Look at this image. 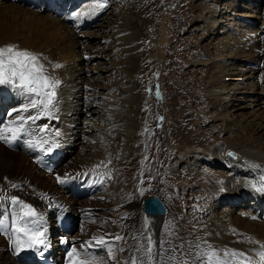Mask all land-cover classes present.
<instances>
[{
	"label": "bare ground",
	"instance_id": "6f19581e",
	"mask_svg": "<svg viewBox=\"0 0 264 264\" xmlns=\"http://www.w3.org/2000/svg\"><path fill=\"white\" fill-rule=\"evenodd\" d=\"M60 1L62 0H14L12 3L11 0H0V48L15 45L20 46L21 50L38 55L39 64L43 65V74H50L49 70L52 69V73H56L52 80L59 81L55 92L59 95L58 97L55 95L52 105L49 106L51 116L41 112V117L34 124L29 120L25 125L28 134L23 135L22 139L12 141L11 150L15 145L18 147L23 139L34 137L39 143L52 139L49 146L53 145L54 152L60 154L64 160L68 156L65 153L68 146H72L73 153L77 151L74 163L69 168L61 170L65 175H69V171H74L76 181L70 177L65 178L74 181L73 184L60 185L59 190L53 185L51 192L47 194L50 177L42 174L43 171L33 165L36 173L31 174V171L25 168V162L31 164L33 159L24 157L21 153L9 152L4 147L6 143L2 145L0 143V165L2 162L10 164V167H4L3 164L0 166V264H31L26 261V257H35L40 248H44L49 254L48 257L61 260L59 239L63 236L68 238L69 230L59 228L60 231L57 230L59 234L55 238L50 229L58 227L54 226L52 221L59 220L60 226L65 223V216H72L74 224L75 220L79 221L80 218L86 222L89 214L86 212V215L80 217L82 213L79 214V209L89 205L91 201L88 204L89 201L83 202L80 198L94 197V192L101 188L99 183L102 179L112 181L111 169L105 167L104 172L98 169L108 165L115 154L109 137L114 136L116 132L119 134L134 127L131 125L132 122L125 124L119 120L126 117L125 113L111 108L109 89L103 77L111 70L121 68L127 70L129 62H132L130 58L124 59L121 64H116L113 60L116 51L114 45H128L137 36V32L131 31L132 24L127 19V15L131 18V10L128 13L120 9L123 13L118 11L119 21L111 22L112 11H109L107 3L112 2L111 7H122L125 0H104L106 4L94 0L79 10L77 7L87 0H74L71 3L73 8L66 12L54 8ZM196 8L200 14L208 16L205 40L213 38L204 59L201 58L194 63L197 67L207 68L209 72L205 95L209 101L210 110L207 116L211 124L208 125V130L203 132L204 137L199 132L194 136H182L183 144H186L182 149L183 154L194 151L193 146H200L201 140L216 142L209 149H200L208 156L204 162L212 159L211 167L214 171L210 166L200 167V163H196L198 170L193 172L194 175L190 173L199 184L200 191L194 195L198 212L195 211L194 215L189 216L188 222L185 221L189 225H183L176 219L173 228H164L163 234L161 225L166 217L172 219L171 212L167 211L165 217L146 215L144 200L142 203L136 200V191L130 187L129 190L120 192L121 189L114 188V180L107 189V196L105 197V194L98 196L100 200L95 201V205L90 208L99 212L97 215L95 213V216L100 215V226L107 225L108 221L115 217L113 219L115 223L109 225L116 232V237H121L119 240L116 239L117 243L114 244L119 248V253L116 251L119 257L111 254V249L114 250L112 244L106 248L107 250L111 248L109 254L94 253L100 249L96 248L97 245L96 250L88 256L82 251L84 259H92L91 256H94L95 264H109L108 260L110 264L112 261L113 264H122L126 261L128 264H132L133 261L135 264L142 262L153 264L145 254L146 240L153 249V260L156 264H207V258L203 254L212 250H215L221 259H225L223 255L225 250H236L245 253L254 264H264L256 254L262 250L261 245H264V194L257 193L250 187L253 181L258 182L259 177L264 175V70L257 67L260 64L264 65V0H197ZM174 9L177 10V7ZM77 13L81 14L78 19ZM166 15L163 20L166 24L161 28L159 37L161 39L158 43L160 58H164L166 52L164 46L170 44L168 34L173 29L171 24L176 17V14L171 15L168 12ZM102 20L106 21L103 27L100 26ZM82 46L88 51H83L84 47L81 51ZM84 57L88 59L85 61ZM250 62L257 64L256 67L250 69ZM157 87L159 90L161 85ZM123 88L125 89L123 94L118 96L119 100L122 98V101L132 103L136 99L132 96L134 87L126 85ZM19 93H21L19 90L10 86L0 85V105L7 106L16 102L20 97H16ZM31 99L33 97L24 95L27 103ZM38 110L29 108L28 112L22 114L27 117L35 115ZM2 114L0 109L1 121L4 118ZM106 114L108 121L103 119ZM98 116L102 120L96 121L95 117ZM178 122L181 124L182 120ZM198 123L203 127L206 125L202 121ZM45 125L47 127H44ZM104 128H108L109 132ZM11 134L8 133L10 136ZM93 134L99 140L98 143L101 142L98 147L91 141L94 138ZM230 150L238 154L236 159L227 156ZM26 151L33 155L31 148H27ZM40 154H44V151ZM60 160L56 159L52 169L57 167ZM254 165L259 167H253ZM116 166L118 164L113 168ZM7 171L17 172V175L11 172L6 175L9 177L8 184L15 181L16 185L10 187L1 185ZM41 175L46 180L40 179ZM20 187L23 189H19ZM117 192L120 193L118 197L125 194L127 198L120 200ZM67 197L69 201H65ZM12 198H15L17 204H13ZM21 200L28 202L35 210V216L24 215L27 209H22L19 205L22 204L19 203ZM225 202L226 205L223 204ZM236 206L240 208L235 209ZM120 210L121 213H125L124 215H128L122 223L118 221ZM52 211H57L56 217ZM64 211L72 214H63ZM105 218L109 220L103 222ZM141 222L148 223L146 236L144 232L140 234L136 231ZM87 226H89L87 223H83L84 233ZM17 227L30 229V235L42 232L43 236L38 239L43 240V243H36L34 248H29L25 244L18 251L13 240L19 237L23 241L27 237L23 232H15ZM109 234L108 236H111ZM76 239L82 238L76 236ZM112 239L115 241V238ZM55 240L58 241L57 244ZM162 244L168 245V248L162 247ZM226 259L231 264H239V258L229 256Z\"/></svg>",
	"mask_w": 264,
	"mask_h": 264
},
{
	"label": "rangeland",
	"instance_id": "374dc122",
	"mask_svg": "<svg viewBox=\"0 0 264 264\" xmlns=\"http://www.w3.org/2000/svg\"><path fill=\"white\" fill-rule=\"evenodd\" d=\"M11 1L12 3L14 2V0ZM73 1L74 0H62L58 2V5H56L54 8H56V10L60 8L63 12H66L67 10L73 8L71 7V3ZM87 1H84L79 7H77V9L79 10L84 6L90 5V3H92L94 0ZM97 2L106 4L104 0H98ZM68 5L70 7H68ZM107 6L109 7V11H112L111 15L113 18L110 20L111 22H115V20L119 21L117 13L120 9H123V11H127L128 13L131 10V18H129L127 15V19H129L132 24L131 31L137 32V36L134 37L130 44L125 45L126 47L124 44L114 45L116 51H114L115 54L113 60H115L116 64H121L124 59H132V62H129L130 65L127 67V70H122V68L121 70H111L105 74V76H103L105 78V85L109 89L110 93L109 102L112 104L110 105L111 108H113L114 111L118 110V112L125 113L126 117L120 118L119 120L123 121L125 124L132 122L131 125L134 127L128 128L129 130L126 129L127 131L125 130L124 132H121L122 134H118L116 132L114 136H108L112 141V143L110 142V145L113 146V151H115V154H113L114 156L110 160V163L112 164L108 163V165H105L103 168L98 167V169L102 170L103 172L106 169L105 167H107L109 170L111 169L110 172L112 174V181L110 182L108 179H102L99 183L101 188L94 192V197L80 198V201H89L88 204L91 201L89 205L82 206L79 209V214L82 213L80 217L89 214V216H87L88 221L86 220V222H83V218H80L79 221L75 220L76 224L73 222L71 223L73 227L67 228L69 230L68 238L72 241H70L71 244H74L73 246H75V242H77L75 249L78 253H80V259H84L86 254V256H88L92 251L96 250V245V248L100 249L99 251H94V253L97 252L100 254H109L112 250L111 254L114 253L116 258L119 257V248L114 245L117 243L116 232L111 228V225H109L115 223V220H113L115 217L110 221H108L109 218L103 219V222L107 220L108 224L100 226V215L95 216V213L97 215L99 212L94 208H90V206L95 205V201L97 202L100 200L98 196H102L103 194H105V197L107 196V189H109L114 180L115 182L113 186L115 189H121L122 191L120 192H123L125 189L129 190L130 187V189L133 188V190L136 191V200L140 201L141 203L142 200H145L146 198L160 194V197L167 205L168 211H170L173 215L172 219H168V217H166L163 225H161V232L163 234L165 232L164 228H173V222H176V219L179 220V222L183 225H189V223H186L188 222L189 216L194 215V212L197 211L195 205L197 201L195 200L194 195L195 193L198 194L200 191L198 189V180L193 179L190 173H195V171L198 170V163H200V167H211L212 159L204 162L207 160L208 156L201 152L200 149H209L213 144H216L215 141H208L207 139H204L200 141V146H193L192 149H194V151L183 154L182 150L184 147H186V144H183V135L194 136L197 132H199L200 135L204 137L205 133L203 132H206L208 130V125L211 124L209 121L210 119L207 116V112L210 110L209 101L205 95V85L209 72L207 68L203 66L197 67L194 63L201 58L204 59V56L208 51L209 43L213 41V38L205 40L207 37L206 23L208 16L203 13L200 14L196 8L197 0H125V4H122V7H111L112 2H108ZM175 7H177V10L174 9ZM77 9H75V11H77ZM167 12L171 15L176 14V17L173 18V24H171L173 29L171 33L168 34V38H170V44L164 46L166 52L164 53V58H160L158 54L160 51L158 43L161 39L159 38L161 37V28L166 24V21L163 20L165 16H167ZM52 15L55 14L52 13ZM102 21L103 22L100 26L103 27L106 21ZM100 30L101 28H99V31ZM172 42L174 43L172 44ZM83 47L85 50H83ZM17 49L21 50L22 48L17 46ZM80 50L88 51L85 46H82ZM84 59L86 61L88 58L84 57ZM253 63L254 62H250V69L256 67L257 64ZM257 67H260L262 70H264L263 64H260ZM49 71L50 74L46 75L53 79L56 73H52V69ZM260 81H262V79ZM260 83L262 84V82ZM126 85L134 87L132 89V96L136 99L132 103L124 102L122 101V98H120L121 101L119 100V97L123 94L122 92L125 89L123 86L125 87ZM158 85H161L159 90L157 87ZM55 92H57V87L55 88ZM24 95L25 94L19 93L16 97L20 96L21 98L19 97L16 102L7 106H5V104L0 105V109L3 112L2 116L7 118L6 122H8L10 119L13 120L16 118L19 113L22 114L24 106L30 104V102L27 103L24 100ZM58 95L59 94L57 93L56 97H58ZM175 109L176 111L174 112ZM9 113H11V115H9ZM107 116L108 115L106 114V116L103 117V119L106 121H108ZM118 116L119 115H117V117ZM180 116L182 117L180 118ZM180 119L182 120L181 124L178 122ZM95 120L99 121L102 120V118L98 116L95 117ZM199 121L204 122L206 125L203 127V125L198 123ZM104 129L109 132L107 130L108 128ZM50 140H47L48 143L46 144H40L39 141H36L34 137H27L22 140L18 147L16 145L12 147V150L11 145L7 143L4 145L5 149L9 152L13 151L16 153H21L24 157L28 156L33 159L31 164L25 162V168L29 169L31 174L36 173L32 168L33 165L37 169H41V171H43L41 172L42 174L48 175L50 177L47 194L51 192L53 187L56 190H59L62 185H71L74 181H76V174L74 171H69V175H65L61 173V170L69 168V166L74 163L76 160L77 151L75 150L73 153L72 146H68V148L65 150V153L68 156L64 160L60 157V154L58 155L53 149H51V151L47 150L49 148ZM91 141H93L94 146L97 147L101 143H98L99 140L96 139V136H94L93 140ZM0 143L2 145L4 142L0 141ZM30 145H33L34 147ZM15 147L17 148L15 149ZM27 148H31L33 155L28 154L26 151ZM42 151H44V154L41 155L40 153ZM57 151L59 152V149H57ZM177 152H179V154ZM56 159L61 160L59 163L56 162V168H53L49 171L47 168L52 166ZM202 162L204 163L201 164ZM2 164L3 162L0 166H2ZM116 164H118V166H116L117 168L115 167V169L113 167ZM3 166L10 167V164L4 163ZM212 170L214 171V168H212ZM9 172L17 175V172L7 171L1 183L3 187L16 185L15 181H11L10 184H8L9 177H6V175L9 174ZM19 176H21V174H19ZM57 177H59L60 180H63L64 183H60ZM68 177L74 181L65 179ZM40 179L46 180V178L42 175L40 176ZM211 181L216 182L214 179H211ZM33 182L35 183L34 179ZM16 189H18V186ZM19 189H23V187H20ZM29 190L32 191L33 189ZM33 193L36 195L34 191ZM118 194L120 193L117 192V197ZM118 198L120 200H125L127 197L125 194H121V196ZM65 199V201H69L68 197ZM19 203H22L19 204L21 206L28 205V202L25 200H21ZM223 204L226 205V202ZM224 207L225 206H223V208ZM239 208V206L235 207V209ZM57 211H52L53 216H57V214H55ZM119 212L120 217L118 218V221H121L122 223L127 219L128 215L121 213V210ZM64 213L72 214V212L65 211ZM52 219L55 218L52 217ZM52 223L55 224L54 226L59 225L56 220L52 221ZM83 223H87L89 225L87 226V231L85 233V227H83ZM59 227L50 229L54 233L53 236H56L55 238H57V235L59 234ZM70 228H73L72 232ZM99 231L103 233H99ZM136 231L140 234L144 232L146 236L148 232V223L141 222ZM108 234L111 236H108ZM76 236H81L82 239L77 240ZM101 238L105 240V243L101 244L100 246V243L98 242L101 240ZM112 238H115V241ZM55 244H57V240H55ZM111 244L115 251L111 248H109L111 250L106 249L107 245L108 247H111L109 246ZM167 246L168 245L166 244H162V247L164 248H168ZM150 247L151 246L149 242L146 240V255L147 250ZM117 250L118 253H116ZM82 251H84L83 253L86 254L83 255ZM92 257L94 256H91V258ZM107 263L110 264V261L108 260ZM111 264H113V261ZM122 264H128V261Z\"/></svg>",
	"mask_w": 264,
	"mask_h": 264
},
{
	"label": "snow or ice",
	"instance_id": "6c2138e0",
	"mask_svg": "<svg viewBox=\"0 0 264 264\" xmlns=\"http://www.w3.org/2000/svg\"><path fill=\"white\" fill-rule=\"evenodd\" d=\"M81 14L77 13V19ZM60 67V65H56ZM43 65L39 64V56L31 53L27 50H18L15 45H7L0 48V85H7L13 89L19 90L22 94H27L31 99L30 104L25 105L22 112H28L29 108L39 109L35 115L24 116L19 114L16 118L9 121L7 124L0 125V141H3L11 145L12 141L16 139H22L23 135L28 134V130L25 125L29 120L34 124L37 119L41 117V112L44 115L51 116V111H49V106L53 103V98L55 97V88L59 84V81H54L50 77L43 74ZM11 115V113H9ZM44 127H47L46 125ZM43 131V128H41ZM11 132V136L8 133ZM58 135V133H57ZM41 144L48 143L47 141H40ZM33 146V145H30ZM53 145H50L47 149L51 151ZM233 155V154H230ZM253 167H259L254 165ZM57 179L60 183H64L63 180ZM250 187L257 193L264 194V175L259 177V181H253ZM17 201L13 198V204ZM22 209H27L24 212L25 216H35V210L31 208L30 205H22ZM15 232H23L27 237L26 240H20L19 237L13 240V244L19 251L25 244L29 248H34L36 243H43V240L38 238L43 236L42 232L31 233L30 229L17 227ZM117 240L121 237L117 236ZM100 243H105L101 238ZM261 251L256 254L260 257L261 261H264V245H261ZM67 255L71 258L70 264H95V258L92 259H80V254L75 248H72ZM147 255L153 264L156 261L153 260V249L150 247L147 250ZM207 258V264H231V262L226 259L227 257L239 258V264H254L250 257H247L245 253L236 250H225L223 255L225 259H221L220 255L212 250L203 254ZM135 264V261L132 262ZM143 264V262H142Z\"/></svg>",
	"mask_w": 264,
	"mask_h": 264
},
{
	"label": "water",
	"instance_id": "95a60500",
	"mask_svg": "<svg viewBox=\"0 0 264 264\" xmlns=\"http://www.w3.org/2000/svg\"><path fill=\"white\" fill-rule=\"evenodd\" d=\"M230 154H233V155H230ZM229 155L234 159L237 157V155L233 152H229ZM144 211L152 215H163L165 212V206L158 196H154V197L145 199Z\"/></svg>",
	"mask_w": 264,
	"mask_h": 264
}]
</instances>
